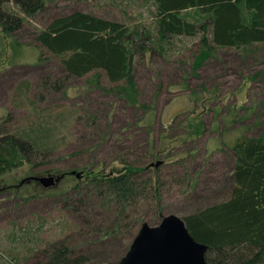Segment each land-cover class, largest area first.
<instances>
[{"label": "rangeland", "instance_id": "374dc122", "mask_svg": "<svg viewBox=\"0 0 264 264\" xmlns=\"http://www.w3.org/2000/svg\"><path fill=\"white\" fill-rule=\"evenodd\" d=\"M148 3L151 0H54L32 16L22 14L17 32L5 35L0 30V121L8 118L14 131L49 116L53 141L59 143L42 166H20L0 177V264H40L47 258L45 250L63 243L74 255H85L86 264H116L132 241L127 232L109 237L93 233L106 229L118 214L99 210L102 201L85 193L83 173L74 189L68 176L55 188L36 181L20 184L27 176L83 166L113 175L123 163L148 166L144 175L157 174L159 196L127 208L123 224L151 218L144 222L156 225L161 215L183 218L229 197L232 143L238 136L264 131V43L246 52L218 49L193 74L197 41L181 38L183 43L177 42L170 55L136 63L141 107L90 86L93 74L68 78L55 89V79L61 81L64 70L57 57L34 43L37 30L52 18L76 10L125 25L149 24ZM198 122L201 128L195 132ZM157 161L161 163L155 167ZM48 169L53 171L43 173ZM27 231L31 243L23 245L19 236Z\"/></svg>", "mask_w": 264, "mask_h": 264}, {"label": "trees", "instance_id": "16d2710c", "mask_svg": "<svg viewBox=\"0 0 264 264\" xmlns=\"http://www.w3.org/2000/svg\"><path fill=\"white\" fill-rule=\"evenodd\" d=\"M50 1L54 0H0L1 32L5 35L17 32L23 25L22 14L32 16ZM151 3L146 5L149 24L125 25L76 10L52 18L37 30L34 43L57 57L64 70L62 80L55 79L54 88L60 89L68 78L93 74L94 81L88 80L90 86L113 92L128 104L141 107L136 63L154 55H170L174 45L182 42L181 38L197 41L198 49L192 52L190 64L193 74L218 49L246 52L264 43V0H151ZM49 76H45L46 80ZM98 78L105 79L112 87L100 84ZM48 119L49 116L37 117L14 131L7 125L8 118L0 121V177L20 166L34 168L46 163L45 158L59 144L53 141L54 126ZM200 125L201 122L196 124L195 132L200 130ZM231 150L234 165L229 197L182 219L191 235L207 245L206 259L210 264H261L264 261V131L255 136H238ZM147 168L123 163L113 175L88 166L77 169L84 175L85 193L101 199L103 206L99 210L118 214L117 220L107 224L106 229L96 228L93 232L87 223L91 232L102 233L104 237L127 232L133 239L140 224L151 219L122 223L127 218V208H134L142 198L159 196L158 176L146 177ZM68 171L61 173L74 180L71 186L74 189L83 177L76 178ZM27 234L28 231L19 236L20 242H25L23 245L31 243L26 240ZM37 245L34 243L33 248ZM44 252L47 258L40 264L89 261L85 255H74L64 243Z\"/></svg>", "mask_w": 264, "mask_h": 264}, {"label": "water", "instance_id": "95a60500", "mask_svg": "<svg viewBox=\"0 0 264 264\" xmlns=\"http://www.w3.org/2000/svg\"><path fill=\"white\" fill-rule=\"evenodd\" d=\"M161 161L153 164L158 166ZM70 175L81 178L75 169ZM64 174L27 176L24 182L36 181L42 187L55 188ZM19 184V185H20ZM207 245L197 241L189 232L184 220L174 214L161 215L160 222L150 225L142 222L128 250L116 264H210L206 259Z\"/></svg>", "mask_w": 264, "mask_h": 264}, {"label": "flooded vegetation", "instance_id": "af4514ba", "mask_svg": "<svg viewBox=\"0 0 264 264\" xmlns=\"http://www.w3.org/2000/svg\"><path fill=\"white\" fill-rule=\"evenodd\" d=\"M53 174H59V173H53ZM62 174V173H61ZM65 176V175H64ZM64 178V177H63Z\"/></svg>", "mask_w": 264, "mask_h": 264}]
</instances>
